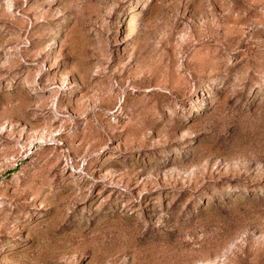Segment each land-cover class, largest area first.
<instances>
[{
  "label": "rangeland",
  "instance_id": "1",
  "mask_svg": "<svg viewBox=\"0 0 264 264\" xmlns=\"http://www.w3.org/2000/svg\"><path fill=\"white\" fill-rule=\"evenodd\" d=\"M0 264H264V0H0Z\"/></svg>",
  "mask_w": 264,
  "mask_h": 264
}]
</instances>
